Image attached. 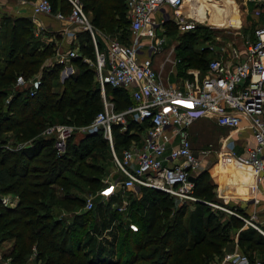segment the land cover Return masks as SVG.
Wrapping results in <instances>:
<instances>
[{
	"label": "trees",
	"instance_id": "obj_1",
	"mask_svg": "<svg viewBox=\"0 0 264 264\" xmlns=\"http://www.w3.org/2000/svg\"><path fill=\"white\" fill-rule=\"evenodd\" d=\"M50 1L54 10L68 12L70 9L68 0ZM83 2L96 27L105 33L121 29L119 39L129 42L130 20L124 0ZM179 11H184V7ZM1 21L4 53H0V145L10 139L9 132L16 143L27 140L32 143L28 147L0 150V195L19 198L15 206L4 205L0 200V244L13 240L12 248L3 254L11 258L12 264H28L34 252V262L40 264H209L223 254L224 247L232 240L233 227L239 229L238 243L253 252L245 253L251 260L260 258L264 264V234L253 226L244 227V220L236 215L222 221L208 205L206 200L215 198L217 185L207 170L195 173L194 194L202 200L176 206V197L159 189L141 186L139 199L134 191H128V216L138 229L133 230L121 220L118 229L123 236L118 242L116 258H109L101 251L89 254L84 245L94 208L81 210L67 224L66 219L54 214V206L84 207L85 197L75 192L83 190L79 181L88 185L86 191L97 190L105 184L100 176L104 166L97 160L99 155L104 156L105 150L113 157L111 145L102 129L82 138L74 132L68 139L66 152L57 156L54 137L45 135L44 130L57 122V118L75 126L89 124L95 116H92L93 109L100 105L99 111L103 108L95 69L82 59V56L95 59L90 33L86 29L78 33L82 56L70 60L77 66V72L64 80L61 92H56L53 86L65 65L56 59L50 66L43 64L55 53L56 44L46 43L36 36L35 22L28 16H18L13 21L2 16ZM197 27L182 35L183 42L177 49L179 75L185 73L187 67H195L203 73L208 68L209 59L203 55L208 48L194 50L192 45V41L198 39ZM173 29H177L176 24L167 22V33ZM38 72L41 77L34 95L14 88L18 74L29 78ZM106 95L114 102L116 110L133 103L125 87L106 83ZM148 124L147 121L138 123L130 115L125 130L121 129L122 124H113L117 154L132 141H140ZM114 201L109 200L108 210H114ZM238 212L246 214L242 207ZM114 213L121 215L117 210Z\"/></svg>",
	"mask_w": 264,
	"mask_h": 264
},
{
	"label": "built area",
	"instance_id": "obj_2",
	"mask_svg": "<svg viewBox=\"0 0 264 264\" xmlns=\"http://www.w3.org/2000/svg\"><path fill=\"white\" fill-rule=\"evenodd\" d=\"M14 1L19 5L29 4L34 21L36 16L46 14L90 33L94 61L82 56L78 46L68 51L56 46L55 59L66 65L69 60L81 55L83 61L94 64L101 86L103 108L89 124L80 129L84 135L103 130L123 176L116 182L105 180V184L94 195H86V210L95 207V196L107 202L114 196L117 197L112 203L114 210L128 215L130 200L127 192L141 186L165 191L182 203L202 200L194 194V181L190 179L201 169L200 159L191 142V125L201 115L211 117L219 126L228 128H241L242 120H246L252 138L244 144L242 151L235 149L234 140H227L224 143L225 155L229 161L250 171L252 178L249 188L253 198L258 193H264V24L255 28L254 38L233 41L230 48L222 46L223 52L209 60L204 75L197 68L191 70L192 76L184 78L180 85L162 74L166 63L172 61L170 55L176 50L175 45L159 67H156L155 59L167 43V22H174L181 32L197 27L194 20L184 17V11H179L185 0H124L130 20L128 43L110 38L96 27L84 9L83 0H68V12L59 8L54 10L50 0ZM253 1L264 5V0ZM34 29L36 34L44 32L40 24ZM100 35L108 37L106 48L100 45ZM47 41L52 40L47 38ZM39 79L38 74L29 78L18 74L14 88L28 90L34 95ZM106 83L127 88L133 103L123 110H116L114 102L106 95ZM9 99L10 96L7 101ZM129 115L138 123L147 121L149 124L140 141H132L121 154H117L113 124L120 123L121 129L125 130ZM77 128L71 124L46 127L44 134L54 137L57 156L66 152L68 139L74 132L78 133ZM10 140L0 145V150L32 145L30 140L15 144L10 143ZM207 151L212 152L210 149ZM219 152H223L222 148ZM18 199L17 195H0L1 202L7 206H15ZM232 213L264 234V228L257 222L256 212L243 214L233 210ZM128 226L133 230L138 229L132 220H129ZM3 254L0 251V264H12L11 258ZM209 264H262V261L260 258L251 260L245 252H236L227 254L223 262Z\"/></svg>",
	"mask_w": 264,
	"mask_h": 264
},
{
	"label": "rangeland",
	"instance_id": "obj_3",
	"mask_svg": "<svg viewBox=\"0 0 264 264\" xmlns=\"http://www.w3.org/2000/svg\"><path fill=\"white\" fill-rule=\"evenodd\" d=\"M183 7H184V14H186V18L194 20L198 26L197 27L198 30H196L198 32V39L196 38L195 41H192L194 50H203V48L204 49L208 48V51L206 53L204 52L203 55L208 57L209 60L211 58L217 57L221 52H223L221 51L222 46H226L227 48H230L231 44H233V41L237 42L241 40L242 42L244 38V36L242 35L243 32H248L251 30L254 32L255 30L254 28L260 26L261 24L262 25L264 24V18L258 20L253 19V15H252L254 12L253 8H257L256 9L257 12L259 13L263 12L262 14H264V5L257 4L253 0H185ZM47 34L46 31H44L41 34H36V36H38L42 41L46 43L52 42V41H47V38H49ZM105 34L110 38L119 39L121 38V29L115 30L112 33H105ZM183 34L185 33L179 31L178 28L173 29L171 33L167 35V43L164 45L163 50L156 55V57L157 56L159 57L157 59V64L159 63L158 64L159 66L160 62L166 57L171 47L175 45L176 50H174L170 55L172 61L166 63V65L162 69V74L168 80L170 78H174L175 79L174 81H177V83H179L180 85L183 84L184 78L188 76H192L190 73L191 70L196 69L195 67H187L184 69L186 74L183 73L179 75L180 61H178L179 55L177 49L178 46H181L183 42L182 39ZM245 34H250V33H245ZM245 37L248 38L249 36L245 35ZM104 38L108 40V37L105 36ZM55 56H56V49H55V53H53L51 56L46 58V60L43 63L44 66L52 65L55 61ZM51 58L53 59V61L50 64H47L46 61ZM67 65H68L67 68L66 66H64L63 68L64 71L63 69L60 71L58 82L55 83L53 86V90H55L56 92H61L63 90V82L66 78L63 79L62 73L65 74V71L67 73L68 72L71 73L73 70H76L74 71L73 74L77 72L78 68L74 63H72V61L69 60ZM89 66L93 67L94 64L90 63ZM198 70L201 71L200 69ZM37 74L41 77V72H38L35 75ZM200 74L204 75L205 72L204 73L200 72ZM71 75L72 73L69 76ZM100 107L101 105L96 106L93 109L92 116L94 114L95 115L97 114ZM61 124H69V123L60 122L59 119L57 118V122H53L48 126L50 125L57 126ZM215 124H216L215 121L211 117L208 118L204 115L198 116L197 119L194 121V123L191 125V142L201 162L200 170L209 171L213 179L212 181L217 185V187L215 188V198L206 201L208 205H210L211 208L218 213L219 218L222 221H226L229 220L231 215H234L232 213L233 210L238 211L240 204H235L229 201L227 197H224L223 196L224 188L220 187L219 183H217L214 179L215 175L218 174V169L215 166V164L222 161L223 166L225 168H228L232 163L226 158L225 155L226 150L224 149V144H223V142L226 140L228 135L229 137H231V133H229L230 128L218 126ZM85 125L77 126L78 127L77 135L79 138L85 136L83 134V130L80 129ZM201 127H204L202 129V132H201ZM8 136H10L11 139L10 143L12 142L13 144H15L16 141H13L14 139L12 135H8ZM221 148L223 152L218 153V151H220ZM203 149H210L212 152L207 151V153H211V155L203 152ZM220 153H222L221 156ZM97 161L98 163L104 166V171L103 173L100 174L103 183H105V180L116 182L118 179L122 178L123 173L121 170L118 169L114 157L111 156V153L108 150H105L104 156L99 155ZM240 168H243V166H240ZM224 170L222 171L223 173H225ZM79 183L83 190L76 189L75 192L77 194L79 193L80 196L82 197H86V195H94L98 190L95 189V190L86 191L88 189V185L83 181H79ZM140 188L141 187H137L136 190H134L137 199H139L142 194ZM175 200H176V206L181 205L182 202L180 201V199L176 198ZM94 201H95V207L92 212L93 222L92 225L89 227V232L86 237L87 243L84 245V249L87 250L89 254H99V252L101 251V253H105V254H114L115 255L114 258H116L117 257L116 249L119 246L118 242L121 240L123 236V233L118 230V226L121 220H123V223L125 222V224H128L129 220L131 219L126 213H121L120 215V214H115L114 210L107 211L110 206L109 203L105 200H102L99 196H95ZM136 201L137 200H135V202ZM226 204H230V205H226ZM189 206L192 207V204H190ZM59 207L61 208V210H56L57 205L54 206V214L56 216L66 219L67 224L68 222L71 223L73 221V216L76 214V212H79L81 210L82 211L86 210L84 207L80 209V207H77L76 205L74 206L69 205L66 208L64 206L63 207L59 206ZM63 209H65L64 213L67 214L68 218H65L66 215L63 216ZM247 226L250 225L246 224L244 221V227ZM238 233H239V229L233 227L232 231L230 232V237L232 238V240L226 244V247H224L223 249V254L219 255L216 258V261L223 262L225 256L230 253L247 252L248 254H253L250 248L248 249L242 247L238 243V238H239ZM8 245L9 242L7 241L0 244V251L2 252L5 251V248ZM255 255L258 257H262L261 254H255ZM34 259H35V252L32 253V256L31 258H29L28 263L40 264V263H35Z\"/></svg>",
	"mask_w": 264,
	"mask_h": 264
},
{
	"label": "crops",
	"instance_id": "obj_4",
	"mask_svg": "<svg viewBox=\"0 0 264 264\" xmlns=\"http://www.w3.org/2000/svg\"><path fill=\"white\" fill-rule=\"evenodd\" d=\"M253 9H254L253 10L254 12L252 15H253L254 20L264 18V14H262L263 12L259 13L256 11L257 8H253ZM31 14H32V10L29 4L19 5L14 0H0V53L1 54L4 53V49H3L4 47L1 44L2 43L1 41L3 40L2 39L3 22L1 21L2 16H8L13 21L18 16H28L32 19ZM184 17H186V14H184ZM35 20L36 21L33 20L35 22V26L37 24L38 25L40 24L43 27V30L46 31V34L48 33L47 36L51 38V40L56 44V46H61L62 50L68 51L69 49L73 48L72 47L73 45L77 47L80 44L78 33L82 30L81 27L77 25L69 24L66 21L57 20L53 16H49L46 14H41V15L36 16ZM245 33H250V34H245ZM242 35L244 36V38H246L245 35H248L249 36L248 38H252L253 31L251 30L248 32H243ZM242 35H241V38H242ZM239 41L241 42V40ZM100 45L102 48L107 47V41L101 35H100ZM158 58L159 57L157 56L155 59L156 67H159L158 66L159 63L157 64ZM52 61L53 59L51 58L47 60L46 63L50 64ZM65 66L66 68L68 67L67 64ZM74 71L76 70H73L71 72L72 75ZM71 73L69 72L67 73L66 71H65V74L62 73L63 79L68 77ZM170 79L171 80L173 79L172 80L173 82H177V81H174L175 80L174 78H170ZM215 125H218V124H215ZM241 125H242L241 128H230L229 133H231V137H229V135L228 136L226 135L227 138L223 142V144L227 140L232 139L234 140V143H235V149L238 151L243 150L244 144L252 138V131L249 128V126L246 125L245 119L242 120ZM203 128L204 127H201V132ZM207 150L208 149H203V152L207 153ZM207 154L211 155V153H207ZM230 162L232 163L230 164L228 168H225L223 166L222 161L215 164V166L218 169V174H216L214 178L215 181L219 183L220 187L224 188L223 196L227 197L229 201L235 204H240V207H242V209L244 210L246 214H252L253 212H256L257 222L259 223V225H261L264 228V193H258L253 198V193L250 191V188H249V182L251 181V178H252L250 171L245 167L240 168V166L236 162H233L232 160ZM223 170L225 171V173L222 172ZM112 199L116 200L117 197L113 196ZM56 210H61V208L57 206ZM64 210L65 209H63V216L66 215L65 218H68L67 214L64 213ZM107 211H111V210H107ZM7 242H9V245L5 248V251H3L5 253L9 252V249L12 248V245L14 243L13 240H7ZM104 255L108 256L109 258H114L115 256L114 254H104Z\"/></svg>",
	"mask_w": 264,
	"mask_h": 264
},
{
	"label": "water",
	"instance_id": "obj_5",
	"mask_svg": "<svg viewBox=\"0 0 264 264\" xmlns=\"http://www.w3.org/2000/svg\"><path fill=\"white\" fill-rule=\"evenodd\" d=\"M66 78H67V77H66ZM190 179H191L192 181H195L196 176H195V175H191V176H190Z\"/></svg>",
	"mask_w": 264,
	"mask_h": 264
},
{
	"label": "snow or ice",
	"instance_id": "obj_6",
	"mask_svg": "<svg viewBox=\"0 0 264 264\" xmlns=\"http://www.w3.org/2000/svg\"><path fill=\"white\" fill-rule=\"evenodd\" d=\"M177 103H181L180 101H177Z\"/></svg>",
	"mask_w": 264,
	"mask_h": 264
}]
</instances>
